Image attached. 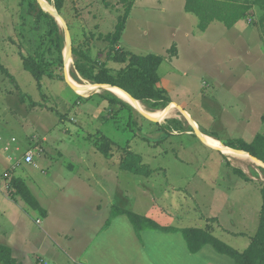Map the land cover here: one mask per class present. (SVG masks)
I'll list each match as a JSON object with an SVG mask.
<instances>
[{
    "label": "rangeland",
    "instance_id": "374dc122",
    "mask_svg": "<svg viewBox=\"0 0 264 264\" xmlns=\"http://www.w3.org/2000/svg\"><path fill=\"white\" fill-rule=\"evenodd\" d=\"M133 2L109 52L100 38L113 32L122 15L120 0H66L62 13L54 0H0V63L11 74L0 69V244L10 246L22 264L130 262L118 253L132 240L127 217L114 223L117 235L104 234L112 227L113 207L162 225L206 228L239 251L257 231L264 165L224 154L202 141L193 124L227 148L236 138L249 142L264 135L261 10L253 6L231 28L215 20L202 31L198 18L184 10L185 0ZM40 11L58 25L60 60L56 34L47 33ZM38 44L46 62L40 82L21 60ZM151 53L163 57L156 85L166 92L136 99L142 109L114 101L121 100L109 89L115 86L88 79L75 67L77 60L86 62L85 55L93 73L115 76L126 60L114 61V54ZM86 85L97 88L77 91ZM171 105L161 120L142 114ZM4 145L10 150L2 151ZM26 145L34 148L36 167L19 158ZM125 150L139 154L152 172L123 169ZM149 237L165 241L159 234Z\"/></svg>",
    "mask_w": 264,
    "mask_h": 264
},
{
    "label": "trees",
    "instance_id": "16d2710c",
    "mask_svg": "<svg viewBox=\"0 0 264 264\" xmlns=\"http://www.w3.org/2000/svg\"><path fill=\"white\" fill-rule=\"evenodd\" d=\"M124 4V11L118 18L113 32L105 34L100 38L106 46H110L109 52H112L113 47L117 46L121 33L124 29L126 19L128 18L133 6V0H120ZM66 0H54L55 6L61 11L65 5ZM253 6H258L260 13L257 24L264 34V0H185L184 10L193 13L198 18L197 26L200 30H205L213 21H220L225 27L231 28L237 21L242 18L250 16ZM44 15L49 26L48 34H56L58 57L61 59L60 50L62 47L61 37L58 33V25L56 21L49 14L40 11L38 16ZM41 45L38 44L32 53L21 55L22 66L27 70L37 82H40L43 75L46 73V62L40 51ZM73 51L75 49L73 48ZM81 58L86 59L82 63L78 60L75 62L77 71L88 79H93L98 83H108L112 86L121 88L135 99H148L164 97L165 89L157 87L159 81L158 68L162 63L163 57L156 54H128L124 55L114 54V61H125L126 67L117 72L115 76L102 73H93L94 63L87 64V57L82 55ZM0 69L7 76H11L8 70L0 63ZM114 101L124 103L118 98ZM113 142H111L110 146ZM234 150H243L256 157L258 160L264 162V135L256 134L249 142L236 138L225 143ZM109 149V148H108ZM105 157L108 155L106 151H102ZM120 166L133 172L135 174L148 175L152 172L149 166L142 162L139 154L133 153L129 150L124 151V156L120 160ZM262 203L259 210L258 227L255 235L251 238L248 246L239 251L232 246L224 243L219 238L214 236L206 228L198 227H183L178 228L170 225H162L156 222L151 217L141 215L118 207H113L110 215L115 217L117 215H126L129 222L132 224L135 233L140 236L142 230H158L163 232L180 231L186 241L187 247L191 253L200 250L204 245H211L217 252L227 255L232 258L234 264H264V185L261 187ZM0 264H22L14 254L10 246L0 244Z\"/></svg>",
    "mask_w": 264,
    "mask_h": 264
},
{
    "label": "crops",
    "instance_id": "0c3cea01",
    "mask_svg": "<svg viewBox=\"0 0 264 264\" xmlns=\"http://www.w3.org/2000/svg\"><path fill=\"white\" fill-rule=\"evenodd\" d=\"M0 96H2V94H0ZM0 140L2 139L0 138ZM24 149V154L26 151H31L33 154V147L26 145ZM1 150L7 152L10 150V148L9 146L4 145ZM22 157L23 156H20L19 158L23 161ZM125 216L126 215L124 214L117 215L115 217L110 215L112 227L110 225L109 229L104 234H112L114 232L113 234L117 235L118 231L116 229V231H113L112 229L114 223L118 221V219L127 222L126 220L128 218L126 219L127 216ZM151 234L162 235L165 241L160 243L159 241L156 242L150 239V237L147 239V236H151ZM128 236L129 238L131 237V242L123 244L121 251L117 250L119 251V254H123V256H126L130 259V262L126 264H233V261L226 259L227 255H222L219 253L217 254L215 253L216 251H212L214 249H211L213 248L211 245H204L197 252L191 253L180 231L163 232L148 229L142 230L140 236H138L132 226V229L128 231ZM144 237L147 239V241H145ZM91 247L92 246L90 245V247L83 254V257L86 261L91 260L89 253ZM114 262L115 263L113 264H120L117 259H114Z\"/></svg>",
    "mask_w": 264,
    "mask_h": 264
},
{
    "label": "bare ground",
    "instance_id": "6f19581e",
    "mask_svg": "<svg viewBox=\"0 0 264 264\" xmlns=\"http://www.w3.org/2000/svg\"><path fill=\"white\" fill-rule=\"evenodd\" d=\"M45 7H46V6H45ZM48 8L51 9L52 7H48ZM57 20H58V22H59L60 24L63 23V21H62L60 18H58V17H57ZM69 79L72 81V83L77 84L76 82H74V81L72 80V78L69 77ZM78 87H80V88H79L77 91L80 92V93H84V92H86V91H88V90H91V89H93V88H97V86H92V85L78 86ZM109 89H110L115 95H117L121 100H123L124 102L129 103V104H131V105H133V106H135V107H137V108L142 109V106H141L140 102H139L138 100H137V102H136V101H133V100L131 99V97H130L125 91H123V90H121V89H119V88H117V87H109ZM90 92H91V91H90ZM87 94H88V93H87ZM172 109H173V105H171V107H169L168 109H165V110H158V111L152 112V113H150V114L153 115V116H156V117L160 118V120H161V119H163V118L169 116V114L172 112ZM184 114H185V112H184ZM185 116L187 117L188 114H185ZM185 116H184V117H185ZM194 125H195V127L198 128V126H197V124H196L195 122H194ZM198 130H199V129H198ZM203 137H204V141H205L206 143H208V144H212V145H214L215 147H219V148H221L222 151H223V153L226 154V155H229V156H231V157H241V158H245V159H248V160H253V159H252L247 153H243V152L235 151V150H232V149H230V148L224 147L222 144H220V142H219L218 139H216V138H214V137H212V136H210V135H203ZM253 161H255V160H253ZM255 162H257V161H255Z\"/></svg>",
    "mask_w": 264,
    "mask_h": 264
},
{
    "label": "water",
    "instance_id": "95a60500",
    "mask_svg": "<svg viewBox=\"0 0 264 264\" xmlns=\"http://www.w3.org/2000/svg\"><path fill=\"white\" fill-rule=\"evenodd\" d=\"M62 20V19H61ZM63 21V20H62ZM65 37H66V47H67V56L70 54V39H69V30H68V28H67V26L65 25ZM65 80L67 81V83L72 87V88H74V89H76V86L75 85H73L70 81H69V79H68V77H67V75H66V73H65ZM122 90V89H121ZM124 91V90H123ZM126 92V91H125ZM127 93V92H126ZM128 94V93H127ZM130 97H131V99L133 100V101H137L135 98H133L130 94H128ZM142 114L146 117V118H148V119H150V120H152V121H157L159 118L158 117H156V116H152V115H150V114H148V113H145V112H143L142 111ZM194 125V124H193ZM194 128H195V132H196V134H197V136L202 140V141H204V137H203V134L195 127V125H194ZM205 142V141H204ZM224 147H226V146H224ZM231 149V148H230ZM232 150H234V149H232ZM235 151H239V152H243V153H247V152H245V151H243V150H235ZM248 154V153H247ZM253 160H255V161H257V163H262L263 165H264V162H262V161H260V160H258L256 157H254V156H251L250 154H248Z\"/></svg>",
    "mask_w": 264,
    "mask_h": 264
},
{
    "label": "built area",
    "instance_id": "2783aa9c",
    "mask_svg": "<svg viewBox=\"0 0 264 264\" xmlns=\"http://www.w3.org/2000/svg\"><path fill=\"white\" fill-rule=\"evenodd\" d=\"M24 163L30 164L36 167V163L34 161V157L31 151H26L22 157Z\"/></svg>",
    "mask_w": 264,
    "mask_h": 264
}]
</instances>
